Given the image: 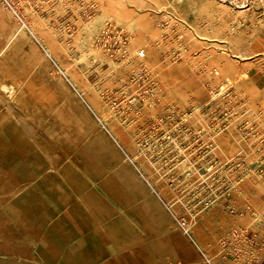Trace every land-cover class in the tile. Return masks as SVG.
Here are the masks:
<instances>
[{
	"label": "rangeland",
	"instance_id": "374dc122",
	"mask_svg": "<svg viewBox=\"0 0 264 264\" xmlns=\"http://www.w3.org/2000/svg\"><path fill=\"white\" fill-rule=\"evenodd\" d=\"M1 11L0 264H251L264 244V0ZM48 121L74 135L44 133ZM84 126L110 142L98 176L75 164L95 150ZM125 167L146 189L133 201L144 221L102 183Z\"/></svg>",
	"mask_w": 264,
	"mask_h": 264
},
{
	"label": "bare ground",
	"instance_id": "6f19581e",
	"mask_svg": "<svg viewBox=\"0 0 264 264\" xmlns=\"http://www.w3.org/2000/svg\"><path fill=\"white\" fill-rule=\"evenodd\" d=\"M0 15H1L0 19H2V20L9 18L3 13V11H1ZM26 113L31 114V115L34 114L35 116H38L37 110H35L33 108H32V110H29V112H26ZM191 119L192 118L188 119V124L191 123ZM50 122H53V121H48V123L46 122L45 125L42 124V126L43 125L44 126L41 129L43 131L45 130L44 133H49L51 135L52 132L57 130V127L61 128L62 126H61V124H56L54 127L53 123L51 124ZM63 123H65V122H63ZM75 124L76 125H74L72 128L77 130V131H80L81 125L77 124V122ZM88 126H84L85 128L83 129V133L85 134V136L88 137V138L86 137L87 142H88V148H91V146H92L95 148V150H93V148H92V152H91L92 156L89 155L88 152L81 151L84 154V155L82 154L83 158H80V156L78 158H76L75 164L79 167H80V165H82L84 167H87L88 169H92L94 171L92 173V175L98 176L100 174V168H101V162L99 161V156H103L104 159L106 161H108L109 163L112 162V159H110V155H109L110 153L108 155L106 154V151L108 150V145L110 142H108V140L101 133V131H97L96 133L91 134L90 132L93 131V129H91ZM62 128L63 129L66 128L67 131L70 130L69 132H71L73 134V130L71 129V125L70 126L68 124H67V126L63 125ZM164 132L165 133H167V132H171V133L175 132L176 133L177 131L174 127L169 126V127H166L164 129ZM77 138L78 137L76 136V138H70L68 141H66L67 147H70L72 150L75 151L76 146L74 143V139H77ZM85 147L86 146H84V148ZM82 149L83 148H81V150ZM75 152H77V151H75ZM78 153H80V152H77V154ZM33 178H36V177H33ZM102 183L106 187L110 188L118 197L123 196L125 198V202L131 206V207H128V210L126 212L129 217H131V218L133 217L137 221H139V220L144 221L143 211L140 209L139 203L138 204L133 203V201L137 200L136 202H138L139 199L144 200L145 199L144 194H146V189L144 187V184H141L139 182V180L136 178L135 174L132 171L128 170L127 167H125L124 172L122 173V183H120V184H118L114 181L111 182V180H107V181L103 180ZM135 217H137V218H135ZM162 226H165V225L162 224ZM137 263H138V261H137Z\"/></svg>",
	"mask_w": 264,
	"mask_h": 264
},
{
	"label": "crops",
	"instance_id": "0c3cea01",
	"mask_svg": "<svg viewBox=\"0 0 264 264\" xmlns=\"http://www.w3.org/2000/svg\"><path fill=\"white\" fill-rule=\"evenodd\" d=\"M260 238V236H258ZM253 262L251 264H264V244L253 246Z\"/></svg>",
	"mask_w": 264,
	"mask_h": 264
},
{
	"label": "built area",
	"instance_id": "2783aa9c",
	"mask_svg": "<svg viewBox=\"0 0 264 264\" xmlns=\"http://www.w3.org/2000/svg\"><path fill=\"white\" fill-rule=\"evenodd\" d=\"M141 54V56H143L144 55V53L143 52H141L140 53ZM214 122H215V120H214ZM209 123H210V121L208 120V121H206V124L205 125H207V127L209 128L208 130V132L210 133V131L213 129V124H212V126H209ZM218 127V126H217ZM222 127H226L225 125H222ZM221 127V128H222ZM220 127H218V128H216L215 130H214V133H210L212 136H215L217 133H219V131H225V130H222ZM227 130H229V129H227Z\"/></svg>",
	"mask_w": 264,
	"mask_h": 264
}]
</instances>
